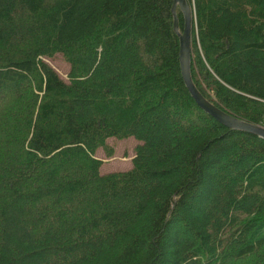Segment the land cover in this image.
I'll use <instances>...</instances> for the list:
<instances>
[{
    "label": "trees",
    "instance_id": "1",
    "mask_svg": "<svg viewBox=\"0 0 264 264\" xmlns=\"http://www.w3.org/2000/svg\"><path fill=\"white\" fill-rule=\"evenodd\" d=\"M187 2L195 87L264 126V0ZM172 4L0 0V264H264V139L196 104Z\"/></svg>",
    "mask_w": 264,
    "mask_h": 264
},
{
    "label": "water",
    "instance_id": "2",
    "mask_svg": "<svg viewBox=\"0 0 264 264\" xmlns=\"http://www.w3.org/2000/svg\"><path fill=\"white\" fill-rule=\"evenodd\" d=\"M177 8L182 14L183 25L179 28V21L177 15ZM172 15H173V29L179 37V62L180 69L185 85L196 102V104L203 109L207 114L213 117L217 122L223 124L230 129H236L248 133L257 135L264 139V126L253 124L241 120L223 110L216 107L214 104L209 102L203 97V95L195 87L191 74V31H192V20L193 13L187 0H173L172 4Z\"/></svg>",
    "mask_w": 264,
    "mask_h": 264
},
{
    "label": "rangeland",
    "instance_id": "3",
    "mask_svg": "<svg viewBox=\"0 0 264 264\" xmlns=\"http://www.w3.org/2000/svg\"><path fill=\"white\" fill-rule=\"evenodd\" d=\"M62 79H67V73L69 71V64L62 57L57 54L51 58L44 59ZM138 141L133 138H109L107 139V145L111 147V154H107L103 148H99L95 152V157L101 159L102 165L100 167L101 173L125 171L132 167V158L135 154V147Z\"/></svg>",
    "mask_w": 264,
    "mask_h": 264
}]
</instances>
